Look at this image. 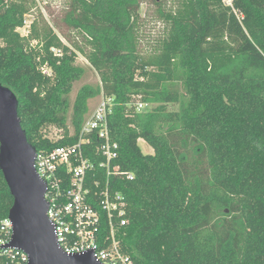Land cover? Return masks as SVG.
Returning a JSON list of instances; mask_svg holds the SVG:
<instances>
[{
	"label": "trees",
	"instance_id": "trees-1",
	"mask_svg": "<svg viewBox=\"0 0 264 264\" xmlns=\"http://www.w3.org/2000/svg\"><path fill=\"white\" fill-rule=\"evenodd\" d=\"M224 1L151 0L165 30L143 46V0H69L64 22L82 46H66L36 23L22 36L28 0H0V84L37 152L75 145L89 102L113 99L112 165L134 176L111 178L128 203L118 239L136 264H264V0ZM78 53L100 82L72 102L86 74ZM50 126L60 140L44 134ZM100 143L84 149L96 165ZM12 205L0 171V222Z\"/></svg>",
	"mask_w": 264,
	"mask_h": 264
},
{
	"label": "built area",
	"instance_id": "built-area-1",
	"mask_svg": "<svg viewBox=\"0 0 264 264\" xmlns=\"http://www.w3.org/2000/svg\"><path fill=\"white\" fill-rule=\"evenodd\" d=\"M36 1L46 4L49 0ZM224 2L232 5L230 0ZM51 52L58 57L63 54V50L56 47L51 48ZM41 70L45 76H52L47 64ZM113 105L112 98L102 96L97 108L86 118L78 142L37 152L35 168L47 186L48 218L57 242L66 254L91 253L100 264H136L123 252L118 239L121 229L129 224L126 217L128 203L115 189L111 178L132 181L134 176L123 172L120 166L112 165L119 157V144L112 140L109 127ZM146 107L144 103H137L138 111ZM94 136L101 140L95 155L104 159L98 165L84 150ZM12 237L13 224L6 218L0 222V255L10 264H29L28 254L7 248Z\"/></svg>",
	"mask_w": 264,
	"mask_h": 264
},
{
	"label": "water",
	"instance_id": "water-1",
	"mask_svg": "<svg viewBox=\"0 0 264 264\" xmlns=\"http://www.w3.org/2000/svg\"><path fill=\"white\" fill-rule=\"evenodd\" d=\"M36 149L19 116L17 96L0 84V171L13 197L8 218L13 237L7 248L29 256V264H100L91 253L68 255L48 218L47 186L35 168Z\"/></svg>",
	"mask_w": 264,
	"mask_h": 264
},
{
	"label": "rangeland",
	"instance_id": "rangeland-1",
	"mask_svg": "<svg viewBox=\"0 0 264 264\" xmlns=\"http://www.w3.org/2000/svg\"><path fill=\"white\" fill-rule=\"evenodd\" d=\"M28 3L29 12L25 17V26L18 30L22 36L26 37L27 34L29 36L32 24L36 23V28L39 34H42L44 27L48 26L56 33L64 45L68 46L69 44L71 45L73 43H77L82 46V44H80L82 42V38L77 37V34L73 33L64 22V16L69 0H59L56 3L49 0L46 4H39L36 0H28ZM224 4L229 6L227 2ZM155 11L156 9L151 4V0H143L141 7V33L143 35V46H146L151 42V40H156L164 33V24L156 17ZM37 44V41H32L31 43L34 47L37 46ZM77 64L86 68V74L82 80L74 84L71 94L72 102H74L78 90L83 85L97 84L100 82L98 74L91 68L86 58L80 53H78ZM101 98L102 96L89 102L90 112L87 117L97 108ZM138 102L139 101H137V103ZM170 109L176 110L177 108L171 106ZM71 132H73L72 128ZM44 134H46L51 140L57 141L62 138L63 130L58 127L50 126L44 131ZM139 146L144 154H151L150 146H148L145 142L140 141Z\"/></svg>",
	"mask_w": 264,
	"mask_h": 264
},
{
	"label": "crops",
	"instance_id": "crops-1",
	"mask_svg": "<svg viewBox=\"0 0 264 264\" xmlns=\"http://www.w3.org/2000/svg\"><path fill=\"white\" fill-rule=\"evenodd\" d=\"M140 141H143V140H140ZM140 141H139V142H140ZM143 142H144V141H143ZM150 149H151V150H150V151H151V154H153V149H152V148H150Z\"/></svg>",
	"mask_w": 264,
	"mask_h": 264
}]
</instances>
